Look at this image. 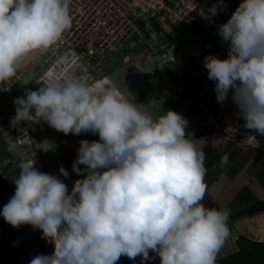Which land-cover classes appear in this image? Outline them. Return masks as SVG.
<instances>
[{
	"label": "clouds",
	"instance_id": "obj_1",
	"mask_svg": "<svg viewBox=\"0 0 264 264\" xmlns=\"http://www.w3.org/2000/svg\"><path fill=\"white\" fill-rule=\"evenodd\" d=\"M70 4L0 0V82L16 77L71 29ZM218 10L223 0L199 15L211 21ZM217 35L227 58L203 60L216 101L223 104L231 93L244 127L264 136V0H241ZM91 79L64 73L13 101L14 126L43 121L64 135L99 138L79 142L72 171L84 178L70 191L62 166L54 176L35 168V160L19 164L15 193L0 216L13 228L39 230L53 249L29 264H118L122 256H139L143 264L150 252L160 264H216L230 237V212L203 202L205 154L186 131L188 121L171 110L154 116L114 83L93 88ZM23 132L21 140L31 141ZM246 141L260 146L254 135ZM228 159L225 153L221 165Z\"/></svg>",
	"mask_w": 264,
	"mask_h": 264
},
{
	"label": "rangeland",
	"instance_id": "obj_2",
	"mask_svg": "<svg viewBox=\"0 0 264 264\" xmlns=\"http://www.w3.org/2000/svg\"><path fill=\"white\" fill-rule=\"evenodd\" d=\"M225 22L222 21L221 24ZM197 31L200 29L197 28ZM193 39L191 34L184 33L179 27L174 26L168 34L163 33L152 41L151 51L145 52L144 48L138 46L130 55L134 59L130 58L129 61L122 62L123 56L120 53L100 68L91 67L86 71L76 68L74 71L70 69L67 73L92 77L88 81L90 85L92 84L91 86L95 81L107 77L111 81L109 82L114 83L129 100L133 97L135 103L143 105V110L153 112L159 109L153 113L154 116H160L168 110L177 111V106L182 104L184 111L193 110V113L198 111L200 116L203 114L204 118L214 120L228 136L230 133L224 127L232 129L230 125L234 120L232 112L237 108L232 103L231 93L223 104L217 103L214 81L207 78V70L205 68L202 70L197 60L191 59ZM209 44L213 45L214 51L220 54L219 59L227 58V49L224 50L214 42ZM171 46L173 50H169ZM207 55H211L209 51L202 54L203 57ZM28 63H25L16 77L1 82L0 86V172L12 185V189H15L13 181L18 178L21 161L30 163L35 160V168L52 175L54 170L61 167L60 162L63 160L58 149L59 143H66L64 145L69 146L68 148L74 147L72 150L77 153L81 141L79 138L81 134L64 135L50 128L43 121L33 125L26 122L18 126L12 124V118L15 115L13 101L18 97H23L26 91H36L41 86L34 82L41 77L40 69L38 67L27 68ZM28 77H31V80L26 85L25 79ZM149 94L154 100L150 101ZM172 105L177 106L171 108ZM4 108L6 114L3 113ZM17 127L27 129V136L31 141L21 140L24 139V134L18 138ZM230 139L232 140L231 137ZM261 145L263 142L257 148L251 144H245L250 149L264 151ZM3 167L7 170H2Z\"/></svg>",
	"mask_w": 264,
	"mask_h": 264
},
{
	"label": "built area",
	"instance_id": "obj_3",
	"mask_svg": "<svg viewBox=\"0 0 264 264\" xmlns=\"http://www.w3.org/2000/svg\"><path fill=\"white\" fill-rule=\"evenodd\" d=\"M240 2L223 0V11L218 10L210 21L201 18L199 11L212 7L216 0H71V29L35 62H29L27 68L40 69L41 77L34 82L43 86L54 76L62 77L70 69L86 71L91 67L100 68L120 53L122 62H127L133 58L130 55L138 46L144 48L145 52L151 51L152 41L163 33L168 34L175 26L194 38L191 59L197 60L203 70L204 52L209 51L217 58L220 55L209 43L214 42L227 49L226 43L217 35L218 25L230 18ZM191 30L193 32H189ZM169 50H173V47H169ZM107 79L104 77L100 80ZM101 81H95L92 87L98 88ZM232 115L234 120L230 124L229 137L236 145L244 147L249 144L246 138L253 135L264 145V136L261 138L254 130L244 127L245 121L238 109ZM23 130V127L16 128L18 138L24 134Z\"/></svg>",
	"mask_w": 264,
	"mask_h": 264
},
{
	"label": "crops",
	"instance_id": "obj_4",
	"mask_svg": "<svg viewBox=\"0 0 264 264\" xmlns=\"http://www.w3.org/2000/svg\"><path fill=\"white\" fill-rule=\"evenodd\" d=\"M148 98L150 101L154 100L150 94ZM176 106L172 105L171 108ZM183 108L182 104L178 105L177 111L174 112L188 121L186 131L196 139L197 146L205 154L207 190L203 202L209 208L218 210L226 208L230 212L228 220L230 237L216 261L237 253L239 248L248 247L250 242L264 245V151L236 145L214 120L204 118L202 111L200 116L198 111L193 113V110L184 111ZM158 110L150 112L153 114ZM5 111L4 108V114ZM80 136L81 140L90 142L99 139L97 135L91 133H82ZM64 144L66 143L60 142L58 148L63 159L60 166L68 172V179L64 182L70 191L73 182L84 177L72 171L77 153L72 150L74 147L68 148L69 146L66 147ZM225 153L229 157L228 163L221 165V157ZM59 169L54 170L52 175L58 176ZM2 170L7 169L3 167ZM14 193L15 189H12V185L0 172V211ZM41 236L39 230H34L29 225L13 228L0 216V264H29L37 255L51 254L52 246ZM149 257L143 264H160L155 253L150 252ZM118 264H142V259L138 256L134 260H129L122 256Z\"/></svg>",
	"mask_w": 264,
	"mask_h": 264
},
{
	"label": "trees",
	"instance_id": "obj_5",
	"mask_svg": "<svg viewBox=\"0 0 264 264\" xmlns=\"http://www.w3.org/2000/svg\"><path fill=\"white\" fill-rule=\"evenodd\" d=\"M248 243V242H247ZM216 264H264V245L248 243V247L216 261Z\"/></svg>",
	"mask_w": 264,
	"mask_h": 264
},
{
	"label": "bare ground",
	"instance_id": "obj_6",
	"mask_svg": "<svg viewBox=\"0 0 264 264\" xmlns=\"http://www.w3.org/2000/svg\"><path fill=\"white\" fill-rule=\"evenodd\" d=\"M178 32V31H177ZM107 64V63H106ZM198 73V72H197ZM102 80V79H101ZM101 80H99V81H101ZM108 81V82H107ZM107 81H105V80H103V81H101V82H98V88L99 87H101V86H104V85H108V84H110V82H109V80H107ZM92 85V84H91ZM195 93V92H194ZM207 100V99H206ZM227 118V117H226ZM228 119V118H227Z\"/></svg>",
	"mask_w": 264,
	"mask_h": 264
}]
</instances>
